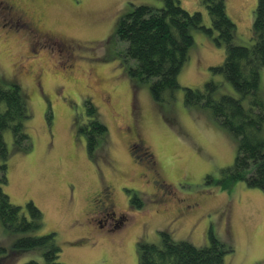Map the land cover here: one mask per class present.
Instances as JSON below:
<instances>
[{"label":"rangeland","instance_id":"rangeland-1","mask_svg":"<svg viewBox=\"0 0 264 264\" xmlns=\"http://www.w3.org/2000/svg\"><path fill=\"white\" fill-rule=\"evenodd\" d=\"M0 1L12 3L34 32L49 33L55 41L8 25L0 10V86H20L31 142L19 147L12 130L3 131L8 154L2 187L23 210L29 200L41 209V232L56 233L61 262L139 264V243L161 245L166 231L171 239L195 246L210 245L211 236L225 242L231 251L224 264H264V189L243 180L221 181V169L234 162L238 139L216 121L211 108L184 104L185 87L202 89L210 79L221 81L216 97L241 96L210 69L224 61V46L192 28L194 42L178 73L180 85L160 101L148 81L128 73L115 30L134 5L161 7L162 0ZM179 2L186 10L202 11L209 26L200 0ZM255 6L256 0H226L239 44L252 43ZM259 91L264 98V65ZM248 100L243 97V104ZM92 115L107 132L89 149ZM135 135L141 141L134 156L129 141ZM153 170L164 189L153 187ZM107 185L113 187L109 202L116 214L126 216L114 230L111 224L99 227L89 206L92 195ZM16 235L0 220V264H25L31 258L43 264L38 250L11 253Z\"/></svg>","mask_w":264,"mask_h":264},{"label":"trees","instance_id":"trees-1","mask_svg":"<svg viewBox=\"0 0 264 264\" xmlns=\"http://www.w3.org/2000/svg\"><path fill=\"white\" fill-rule=\"evenodd\" d=\"M161 7L149 4L134 5L121 17L115 37L122 45L118 53L127 65L130 75L149 82L154 99L165 100V94L179 87L178 73L188 59L194 40L192 28H200L212 40L225 48L224 61L211 66L213 75L222 74L239 92L215 96L221 81L210 79L202 89L185 87L184 104L212 109L216 121L238 139L234 162L223 167L222 182L243 180L247 185L264 189V98L260 94V69L264 65V0H256L249 45L239 44L236 23L228 16L226 0H200L206 8L210 24L203 23L200 10L189 11L179 0H162ZM248 96L247 105L242 98ZM89 112L95 108L91 101ZM92 128L88 131V147H95L107 132L106 125L92 115ZM30 117L20 86L12 82L7 88L0 86V220L7 232L17 234L12 252L25 253L38 250L43 264H65L59 260L61 245L54 231L41 232L44 215L31 200L22 206L10 202L2 184L7 182V147L3 131L11 129L14 142L23 148L31 146L25 122ZM41 232V233H40ZM19 235V236H18ZM162 244L139 243V264H224L230 247L211 236L208 246H195L189 241H175L162 231ZM1 251V250H0ZM25 264H41L31 258Z\"/></svg>","mask_w":264,"mask_h":264},{"label":"flooded vegetation","instance_id":"flooded-vegetation-1","mask_svg":"<svg viewBox=\"0 0 264 264\" xmlns=\"http://www.w3.org/2000/svg\"><path fill=\"white\" fill-rule=\"evenodd\" d=\"M13 9L15 8L14 5H12V3H8L6 1H0V10L4 12V17L9 21L8 25H11L12 27L15 28H19V27L25 28L31 34H35L36 36L40 37V39H45V41H48L50 39L54 41L53 36H51L49 33H44L43 35L40 36L36 32H34L32 29L33 28L32 24L29 23V21H27V19H25L23 16L16 14ZM135 137H137V135H135ZM137 139L132 138V140L129 141V149L131 150V152L134 153V156L136 154L134 147L136 143L141 141L139 140L138 137ZM159 178H160L159 174L156 172V170H153L152 171L153 187H161L162 189H164L165 185L163 184V181ZM105 190L100 189L97 192H95L90 198L89 206L92 209L91 212L94 214L93 220L98 222L99 227L100 226L104 227L107 224H111L113 227H111L110 230L111 229L114 230L118 224H121V222L126 220V216L125 214L122 213L117 215L115 211V203L111 201L109 202V199L113 194V187L111 185H107L106 192H104ZM99 218H103V219H99Z\"/></svg>","mask_w":264,"mask_h":264}]
</instances>
